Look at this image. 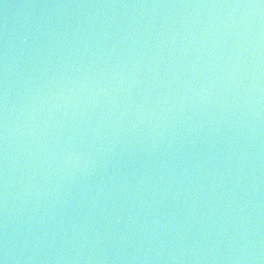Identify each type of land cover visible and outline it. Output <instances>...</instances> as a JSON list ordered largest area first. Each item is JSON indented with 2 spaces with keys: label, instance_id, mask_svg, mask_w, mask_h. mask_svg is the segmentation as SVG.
I'll use <instances>...</instances> for the list:
<instances>
[{
  "label": "water",
  "instance_id": "1",
  "mask_svg": "<svg viewBox=\"0 0 264 264\" xmlns=\"http://www.w3.org/2000/svg\"><path fill=\"white\" fill-rule=\"evenodd\" d=\"M0 264H264V0H0Z\"/></svg>",
  "mask_w": 264,
  "mask_h": 264
}]
</instances>
